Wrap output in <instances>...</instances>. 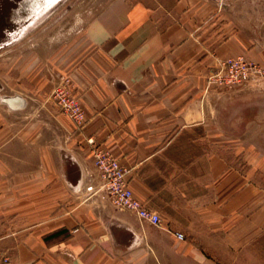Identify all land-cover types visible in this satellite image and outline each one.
Returning <instances> with one entry per match:
<instances>
[{
    "label": "crops",
    "instance_id": "0c3cea01",
    "mask_svg": "<svg viewBox=\"0 0 264 264\" xmlns=\"http://www.w3.org/2000/svg\"><path fill=\"white\" fill-rule=\"evenodd\" d=\"M99 12L68 70L81 127L39 64L8 57L13 39L0 47V264H264V0H111ZM235 56L261 73L222 89L210 76ZM96 147L159 225L113 206Z\"/></svg>",
    "mask_w": 264,
    "mask_h": 264
},
{
    "label": "rangeland",
    "instance_id": "374dc122",
    "mask_svg": "<svg viewBox=\"0 0 264 264\" xmlns=\"http://www.w3.org/2000/svg\"><path fill=\"white\" fill-rule=\"evenodd\" d=\"M23 1L0 0V47L4 42L13 39L16 43L5 47L7 54L9 53L8 57H13L14 60L24 58L30 66L39 64L45 74L51 78L53 84L50 97L53 98V89L61 82L70 80L69 64L74 63L88 51L82 39L86 24L98 17L99 9L105 2L111 0H57L40 16L36 18L26 16L20 22L13 18L12 10L17 9L18 12L15 13L17 16L26 13L23 9L24 4L21 8L19 6ZM4 58V55L0 56V70ZM260 73L259 71L257 75ZM262 91L264 94V90Z\"/></svg>",
    "mask_w": 264,
    "mask_h": 264
},
{
    "label": "built area",
    "instance_id": "2783aa9c",
    "mask_svg": "<svg viewBox=\"0 0 264 264\" xmlns=\"http://www.w3.org/2000/svg\"><path fill=\"white\" fill-rule=\"evenodd\" d=\"M260 69L242 56L225 58L211 74L210 81L222 89L231 90L254 79ZM53 98L60 110L71 118L78 127L85 120V112L78 96L73 93L70 80L61 82L53 89ZM93 161L100 174V188L109 196L114 207L134 212L138 217L159 225L161 217L149 210L138 200L125 179L126 169L108 151L94 148ZM178 238L183 234L176 233Z\"/></svg>",
    "mask_w": 264,
    "mask_h": 264
},
{
    "label": "bare ground",
    "instance_id": "6f19581e",
    "mask_svg": "<svg viewBox=\"0 0 264 264\" xmlns=\"http://www.w3.org/2000/svg\"><path fill=\"white\" fill-rule=\"evenodd\" d=\"M27 1H29V8L27 7H25L24 9L26 10V13H23V14H20V15H23V17H26V16H29L30 14H33L34 13V11L38 8L36 5H32L31 3H33L34 4V1H36L35 2V4H39V5H41V4H48V2H50L51 0H27ZM16 12H18V11H16ZM15 12V13H16ZM14 13V16L16 17V18H18V17H20V15H16ZM32 23V22H31ZM29 25V24H28ZM33 26V25H32ZM24 27H22V29H23ZM21 31V30H20ZM19 31V32H20ZM10 33H12V32H10ZM20 33H22V31L20 32ZM19 33V34H20Z\"/></svg>",
    "mask_w": 264,
    "mask_h": 264
}]
</instances>
